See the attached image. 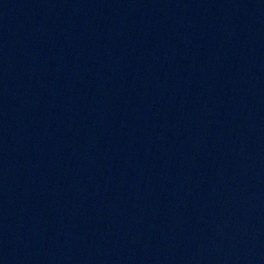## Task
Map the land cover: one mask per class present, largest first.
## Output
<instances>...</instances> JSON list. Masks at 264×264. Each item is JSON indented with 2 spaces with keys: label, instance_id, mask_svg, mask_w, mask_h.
Segmentation results:
<instances>
[{
  "label": "water",
  "instance_id": "1",
  "mask_svg": "<svg viewBox=\"0 0 264 264\" xmlns=\"http://www.w3.org/2000/svg\"><path fill=\"white\" fill-rule=\"evenodd\" d=\"M0 264H264V0H0Z\"/></svg>",
  "mask_w": 264,
  "mask_h": 264
}]
</instances>
